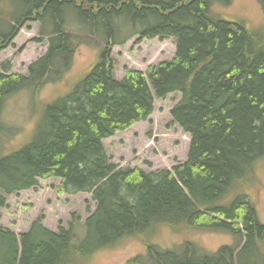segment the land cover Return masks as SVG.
I'll return each mask as SVG.
<instances>
[{
    "label": "trees",
    "instance_id": "obj_1",
    "mask_svg": "<svg viewBox=\"0 0 264 264\" xmlns=\"http://www.w3.org/2000/svg\"><path fill=\"white\" fill-rule=\"evenodd\" d=\"M230 1L20 0L21 10L0 19V51L30 21L47 37L26 75L0 63V114L11 94L26 88L36 97L62 79L79 45L98 47L69 91L43 105L30 141L0 155V208L7 194L59 178L61 193L92 192L96 207L83 236L76 241L74 213L56 232L32 221L20 248L15 234L0 228V264H78L132 237L145 249L125 264H264V223L249 184L255 160L264 158V31L214 11ZM257 2L264 12V0ZM68 12L74 29L93 39L67 31ZM135 34L172 38L175 54L116 79L111 46ZM171 93L180 95L172 122L190 136L186 160L155 171L111 162L102 140L145 120L154 97ZM9 131L0 122V134ZM161 227L182 240L161 247L153 241ZM216 231L233 242L207 250L190 237Z\"/></svg>",
    "mask_w": 264,
    "mask_h": 264
},
{
    "label": "rangeland",
    "instance_id": "obj_2",
    "mask_svg": "<svg viewBox=\"0 0 264 264\" xmlns=\"http://www.w3.org/2000/svg\"><path fill=\"white\" fill-rule=\"evenodd\" d=\"M21 9L20 0H0V19L9 21V13ZM214 11L243 17L264 31V12L257 0H231L227 6H215ZM69 13L66 14V18H69L67 31L82 33L74 29L75 20ZM28 24L20 28L8 46L0 51V63L10 62L12 73L26 75L28 65L47 49V37H39L37 34L39 21H30ZM80 35L93 39L89 34ZM97 48L92 43L79 45L65 76L59 81L43 85L36 97L31 90L22 88L5 99L0 122L10 131L0 134V155L17 150L30 141L43 105L69 91L72 83L96 59ZM174 54L172 38H142L135 34L123 45L111 46L110 56L114 76L121 79L126 71L134 69L145 72L151 65L171 59ZM179 98L177 93L168 94L164 98L155 97L154 109L147 119L104 138L103 145L110 161L119 168L131 167L144 171L171 169L176 163L184 162L190 138L172 122L170 114ZM250 178L257 216L264 223V158L255 160ZM59 184L60 179L56 177L39 179L32 188L6 195L5 206L0 208V228L15 234L18 248L19 235L29 229L32 221L40 219L44 227L56 232L60 227L67 226L73 213L79 217L76 241L82 238L84 221L96 207L92 192L61 193ZM180 237L161 227L153 235V241L161 247H169L174 239L182 240ZM190 237L207 250L233 242L230 235L217 231L199 232ZM144 249V244L137 238H124L114 246L97 250L86 262L79 261L78 264H125L131 256L142 253Z\"/></svg>",
    "mask_w": 264,
    "mask_h": 264
}]
</instances>
